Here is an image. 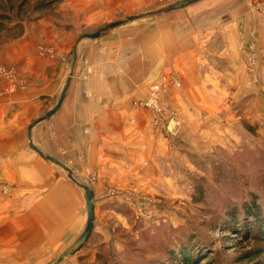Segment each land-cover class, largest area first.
<instances>
[{
  "label": "rangeland",
  "instance_id": "374dc122",
  "mask_svg": "<svg viewBox=\"0 0 264 264\" xmlns=\"http://www.w3.org/2000/svg\"><path fill=\"white\" fill-rule=\"evenodd\" d=\"M39 1L28 4L24 34L0 41V77L8 80L6 92L12 94L19 86L36 94L25 110L11 105L0 123V264H56L85 231L89 214L84 187L98 180L88 152L82 157L74 153L63 135L58 141L54 115L30 129L57 104L69 74L73 76L67 95L82 90L84 66L78 67V61H84L80 43L87 38L81 36L118 20L125 23L104 30L100 37L136 24L146 33V24L152 29L169 14L151 12L179 0H134L127 5L116 0H60L35 12L32 8ZM257 4L254 9L264 12ZM11 49L17 56L12 60L7 55ZM258 62L260 66V55ZM159 70L147 80V96L130 105L146 114L163 144L174 151L163 157V177L158 175L163 181L150 183L149 190L108 185L100 196L94 195V232L60 264H182V248L191 257L189 264H264V221L257 223L251 216L258 213L264 220V82L191 91L185 115L177 101L181 80ZM166 75L180 84L173 81L162 98L182 119L177 136L168 126L157 128L152 111L138 105L149 98L151 85ZM221 83L226 84L225 79ZM127 120L137 125L136 115ZM49 157L70 168L74 180ZM113 190L131 192L134 198L116 197ZM139 195L152 203L143 204ZM250 208L254 210L248 213Z\"/></svg>",
  "mask_w": 264,
  "mask_h": 264
},
{
  "label": "crops",
  "instance_id": "0c3cea01",
  "mask_svg": "<svg viewBox=\"0 0 264 264\" xmlns=\"http://www.w3.org/2000/svg\"><path fill=\"white\" fill-rule=\"evenodd\" d=\"M118 1L127 5L134 0ZM201 1L204 0L195 3ZM256 3L264 5V0H208L169 12L155 21L157 25L152 29L146 24V33L138 24L128 25L80 43V49H84V61H78V67L84 66L82 90L66 95L65 108L61 111L60 106L53 124L58 141L63 140V135L65 145H73L74 153H82V157L88 152L89 164L98 178L93 186L95 198L108 185L149 190L150 183L163 181L158 179V175L163 177V157L169 158L174 151L168 143L163 144L146 114L136 112L130 105L132 100L147 96V80L151 79L152 71H167L181 80L183 89L177 101L184 114H189L187 94L191 91L205 92L207 86L213 85L238 87L253 83L240 49L256 42L260 66L264 68V12L254 9ZM14 53L13 49L7 53L11 60L17 57ZM222 79L226 84L221 83ZM8 85V80L0 77V123L9 114L11 105L24 108L36 97L29 87L16 86L9 94ZM105 88L111 90L107 92ZM133 115L138 120L136 126L127 120ZM41 132L44 133V127Z\"/></svg>",
  "mask_w": 264,
  "mask_h": 264
},
{
  "label": "built area",
  "instance_id": "2783aa9c",
  "mask_svg": "<svg viewBox=\"0 0 264 264\" xmlns=\"http://www.w3.org/2000/svg\"><path fill=\"white\" fill-rule=\"evenodd\" d=\"M257 7L264 11V5L262 3H258ZM243 50L246 59L247 70H249L253 82L259 83L261 79L260 70L262 74H264V68H260L259 66L258 55L256 54L255 48L253 45H250L245 47ZM1 72L3 73V71ZM172 82L174 85H180L173 78L167 75L155 81L151 85V93L149 98L138 103V105L146 107L152 111V119L157 128H165L168 126L170 134L177 136L179 135L178 133L182 126V119L171 105L162 103V98L167 94L169 86L172 84ZM111 194L115 195L116 197H127L130 200H133L131 198H134L131 196L132 193L127 191L121 193L120 191L113 190ZM139 198H141L140 201H142L143 204L152 203V200L148 199L147 197L139 195Z\"/></svg>",
  "mask_w": 264,
  "mask_h": 264
},
{
  "label": "water",
  "instance_id": "95a60500",
  "mask_svg": "<svg viewBox=\"0 0 264 264\" xmlns=\"http://www.w3.org/2000/svg\"><path fill=\"white\" fill-rule=\"evenodd\" d=\"M198 1H200V0H179L178 2L172 3V4L168 5L167 7H164V9L152 11L151 14H160V13H164V12H172L175 10H180V8L190 6L192 4H195V2H198ZM135 18H136V16L134 15L132 17H129L128 20H134ZM123 23H125V20H118V21L112 22V23L106 25L105 27H103V29H100L96 32H88V33L83 34L81 36V39L82 38H88V37L99 38L102 35L104 30H108V29H111L114 27H118V25H121ZM72 76L73 75L69 74V78L61 90L62 93H61V96L59 98V101L54 106V108L52 110H50L49 112H47V114L44 115V117H41V118L35 120L33 122V124L30 126V129H32L36 125L40 124V122H43L44 120L51 118L53 115H55L59 111L60 106L62 105V103H63V101L67 95V92H68L67 90L70 86ZM49 158L53 162L62 166L63 168H66L70 172V177L74 180L70 168H68L62 161L60 162L57 159L52 158V157H49ZM84 189H85V199L87 201V213L89 214L85 231L78 238V240L73 244V246H71L69 249H67L63 253V255L60 257V259L58 260V262L56 264H60L65 256L76 253L79 250V248H81L83 246V244L90 238V236L92 235V233L94 231V224H95V220H96L95 201H94V187H93V185L90 184L88 186H85Z\"/></svg>",
  "mask_w": 264,
  "mask_h": 264
},
{
  "label": "trees",
  "instance_id": "16d2710c",
  "mask_svg": "<svg viewBox=\"0 0 264 264\" xmlns=\"http://www.w3.org/2000/svg\"><path fill=\"white\" fill-rule=\"evenodd\" d=\"M31 0H0V41H10L11 39L22 36L25 31H23V24L26 21V17L29 16L27 12L28 4ZM60 0H40L32 8L33 11H41L42 9L47 8L48 6L56 3ZM248 210V209H247ZM254 208H250L248 213L252 212ZM256 210V209H255ZM252 218H255V222H262L263 219L256 213L251 215ZM94 232V231H93ZM93 234V233H92ZM92 236V235H91ZM90 236V237H91ZM90 239V238H89ZM180 257L182 264H189L191 257L187 252H183Z\"/></svg>",
  "mask_w": 264,
  "mask_h": 264
}]
</instances>
